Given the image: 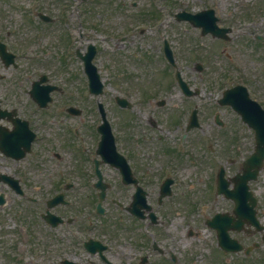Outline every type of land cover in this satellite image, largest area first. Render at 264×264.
I'll use <instances>...</instances> for the list:
<instances>
[{"label": "flooded vegetation", "instance_id": "1", "mask_svg": "<svg viewBox=\"0 0 264 264\" xmlns=\"http://www.w3.org/2000/svg\"><path fill=\"white\" fill-rule=\"evenodd\" d=\"M74 1L76 0H69L68 6ZM83 1L85 0H78L81 5L85 4ZM93 1L100 4L106 0ZM126 1L118 0L117 5L120 8L116 5V11L122 12ZM130 6L132 11H135L130 15V19H150L148 0H130ZM249 7L250 15H245L244 19L252 17L251 25H245L244 32L240 33L241 23L237 24L236 20L229 19L223 27L231 29V38L229 41L221 42L228 46L227 51L230 53L228 52L227 56L231 60L239 55L241 50L246 49L249 61L263 63L261 54H264V0L253 2ZM6 20L7 18L0 16V29L5 28L2 23ZM43 25L55 28L56 21ZM9 34L10 32L5 33ZM232 75L238 77L240 73L235 72ZM240 83L249 88L251 95L258 102L264 103L263 69L254 72L246 66L245 76ZM8 87L10 88L8 84H0V116L4 117L0 124L7 132H3L1 142L7 154L0 151V174H9L4 172L3 168H14L13 175H9L20 180L25 193L23 196L26 195V191L33 189V186L29 185L30 179H40L35 182L39 188H36L37 197H43L41 179L46 174L44 168L63 166L68 168L64 174L69 179L84 181L96 179L94 168L97 160L101 159L96 155L100 135L97 127L91 128L87 100L82 98L75 105L82 109V112L76 114L45 112L26 90H23L24 96L13 97V100H10L4 95V90ZM153 102L150 99V104ZM177 108L166 112L158 109L159 111L153 112L156 121L150 118V179H137L140 185L138 187H142L146 192L150 204V217L147 210H143L146 212L143 219L133 216L128 211L130 201L127 203V200L136 194L137 186L120 183L121 186L113 187L110 183L106 184V176L103 174L104 185H110L107 198L110 197L109 205H112L106 208L103 217L96 216V208L93 206L70 205L69 212L64 216L57 207L53 212L67 221L58 227H52L42 217L47 211L48 200L44 203L45 212L41 215L42 226L45 228L41 241L44 251L41 258L45 263H59V254L63 253V248L59 249L58 244L66 237L59 232L62 229L67 233L65 230L67 227L70 228L71 239L65 248L66 258L73 264H264V197H259V192H256L258 197L256 226L245 225L239 231L228 230L230 238L236 240L242 246V250L235 252L236 246L224 237H221L225 246L222 249L218 231L227 226V223L225 219H221L215 226H210L209 221L218 214L227 213L233 216L234 202L217 194L214 176L201 175L202 165L205 163L202 156L203 118L202 122L200 120L201 128L191 131L188 137H185L187 114L178 111ZM217 115L215 112L214 125L217 132H224L228 126L230 132H234L236 128L243 129L242 123L235 119V114L223 116V119L229 121L223 120L224 127L219 128L216 124ZM23 120L28 122L29 128ZM170 124L172 128L169 127ZM114 133L119 151L129 157V154L134 152L138 137L134 138L124 125L120 130H114ZM222 141L225 144L226 138ZM234 147L228 146L230 151ZM209 150L211 153L215 152L212 145ZM22 154L24 157L17 159ZM234 163L235 161H231L230 165ZM104 167L110 166L103 163L100 167L102 173ZM59 177L58 172L55 175L53 172L47 175L49 179ZM188 178H195L190 187L191 191H188L185 185V179ZM1 185L6 186L9 192L15 193L10 180H7V184ZM77 186L78 183L73 181L70 189ZM91 187L96 196L94 185ZM113 188L116 189L115 196H110ZM193 189L197 192L192 191ZM74 194L75 197L90 195L88 184L83 185ZM56 195L58 194L55 193L54 196ZM33 200L40 204L39 199ZM48 241L57 247L49 246Z\"/></svg>", "mask_w": 264, "mask_h": 264}, {"label": "rangeland", "instance_id": "2", "mask_svg": "<svg viewBox=\"0 0 264 264\" xmlns=\"http://www.w3.org/2000/svg\"><path fill=\"white\" fill-rule=\"evenodd\" d=\"M170 1L171 0H157L154 4L156 5L155 11L161 16L160 23L149 26V30H146L142 35L138 36L140 34L138 33L135 37L128 38L127 41L120 42L117 38L118 35H116V32L123 31L130 24V20L124 19L122 16L123 13H117L116 11L103 15L100 11L104 9V7L98 8L94 17L90 21H87V23H83V31L89 32V36H85V38L82 39L84 41V46L80 42L81 39L79 38V34H76L78 39L76 46L85 48L87 44L94 43L100 49L98 57L96 58V65L98 66L102 79L106 85V99H112L113 101L114 95L121 94L129 97L130 100L135 102V112L132 111L133 118L128 122L129 127L133 130L134 134H138L141 129H144L145 132L147 127L145 122H141V119H147V116L150 115L149 99L150 96H155L153 93L158 89V87H150V82H153L151 85L155 86V81L162 80L164 85L162 86V90L166 88L168 91H172L173 88L172 82L169 83L170 79H173L172 71L170 70V74L166 77L161 76L163 71H169L161 54L164 37L173 43L174 47L177 49L179 54L176 53V58L178 64L180 62L184 75H186L189 80L200 83L207 105L211 103V99L218 97L225 88V80L221 81V78L227 73V63L223 53L227 52L225 50H227L228 46L224 45L221 51L218 47L221 42L208 36H201L199 30L194 29L185 23L175 22L174 14L179 8V0H176V5L173 4L174 2L169 3ZM193 1L194 3L190 2V4H184V8H192V10L198 11L203 7L205 8L212 5L206 4L202 0ZM12 5H17V7H20L23 11L22 4L19 2H14ZM53 10L56 13L59 12V9ZM70 12L71 11H68L67 8H62L59 14L69 15L72 19L78 14V11H75L73 14H70ZM16 13V11H11L12 15ZM3 17L7 18L8 21L15 23L14 18H8L5 15ZM243 21L242 18L241 23ZM74 23L75 19H73V24ZM89 24H93L97 28L100 27L104 30L111 28L115 31L110 34V36H104L95 29L87 30L86 27ZM14 27L15 24L12 25V28ZM20 27V24H17V28L19 29ZM22 28L29 29L30 27L23 25ZM159 28H161V30H159ZM159 31H161V34L158 33ZM57 35H59V31L55 34V36ZM33 36L34 31L32 30L31 32L28 31L26 34H18V36L12 38V41L18 49L30 52L37 50V42L34 40ZM53 41L55 40L46 39V42L49 44ZM241 56H243V54H241ZM196 61H201L205 64L206 71L204 72L202 79L198 77L199 75L197 73L192 71L193 64H195ZM22 65L23 67L17 71L11 69V79L8 80L22 78L24 70L34 66L31 64L28 65V62L25 60L22 61ZM249 66L253 67L255 66V63L250 61ZM72 67L73 65H71V68ZM76 67H78L80 71V64L76 65ZM68 77V74L60 73L57 75L56 79L61 84L67 85V90L71 89L77 91L82 85L81 78L83 80L84 78L79 76L80 79L78 78V80L69 84L66 82ZM2 84H6V82H2ZM165 92L166 90L163 91V94H165ZM205 92L209 93L208 96H206ZM172 94L171 102L182 103L178 91L174 90ZM182 110L183 109H181V111ZM119 111V109L114 108L110 104V112H112V114L117 113V115L120 116L118 114ZM204 130L205 128L203 127V131ZM147 134L149 135V132H147ZM231 143H233V141H231ZM142 146L143 149L138 158L140 162L138 160L135 162L139 170L145 169L146 171L145 175H141V179H150V142L146 145L142 144ZM221 146L222 143H220V148ZM238 146L239 147L235 149L238 151L234 150V152H232L234 157H239L241 152H244L245 149L248 151V148H250V142L248 140L244 141V138H239ZM216 148L218 149L219 147ZM221 154L224 155V151H221ZM141 163H143L145 167L141 165ZM146 167L149 169L147 170ZM262 179L264 181V172ZM47 189L48 186L46 185L45 190L43 191L44 197L48 193ZM59 233L66 235L69 238V235L65 231L60 230ZM40 238H42V234L39 235V232H36V235H31V239H26V241L22 243L24 245L23 250L28 249L31 254L34 253L33 250L40 246ZM6 259H11V255L6 256Z\"/></svg>", "mask_w": 264, "mask_h": 264}, {"label": "water", "instance_id": "3", "mask_svg": "<svg viewBox=\"0 0 264 264\" xmlns=\"http://www.w3.org/2000/svg\"><path fill=\"white\" fill-rule=\"evenodd\" d=\"M259 145H261V137H259ZM258 149H259V147L257 148V153H260L261 150L258 151ZM263 150H264V149H262V154H264V151H263ZM258 158H260V157H258ZM258 158H256V159H258ZM250 167H251V166H250ZM250 170H253V171L255 172L254 169H250Z\"/></svg>", "mask_w": 264, "mask_h": 264}]
</instances>
